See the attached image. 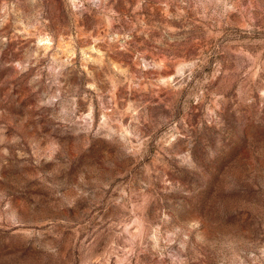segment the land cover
Returning <instances> with one entry per match:
<instances>
[{"label":"rangeland","instance_id":"obj_1","mask_svg":"<svg viewBox=\"0 0 264 264\" xmlns=\"http://www.w3.org/2000/svg\"><path fill=\"white\" fill-rule=\"evenodd\" d=\"M0 264H264V0H0Z\"/></svg>","mask_w":264,"mask_h":264}]
</instances>
